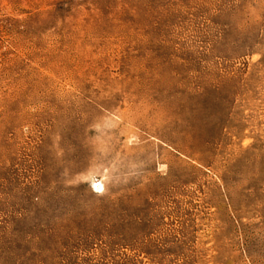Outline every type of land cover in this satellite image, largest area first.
<instances>
[{
    "label": "rangeland",
    "instance_id": "374dc122",
    "mask_svg": "<svg viewBox=\"0 0 264 264\" xmlns=\"http://www.w3.org/2000/svg\"><path fill=\"white\" fill-rule=\"evenodd\" d=\"M0 264H264V0H0Z\"/></svg>",
    "mask_w": 264,
    "mask_h": 264
}]
</instances>
